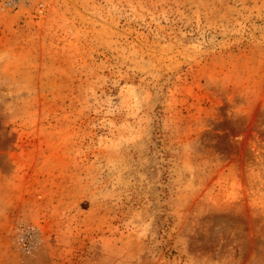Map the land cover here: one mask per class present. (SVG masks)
<instances>
[{"label": "rangeland", "instance_id": "374dc122", "mask_svg": "<svg viewBox=\"0 0 264 264\" xmlns=\"http://www.w3.org/2000/svg\"><path fill=\"white\" fill-rule=\"evenodd\" d=\"M0 264H264V0H0Z\"/></svg>", "mask_w": 264, "mask_h": 264}]
</instances>
